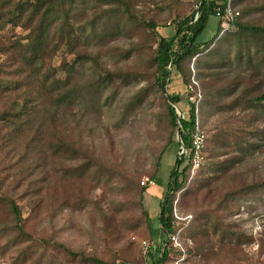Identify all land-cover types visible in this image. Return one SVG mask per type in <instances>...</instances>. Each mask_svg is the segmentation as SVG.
Listing matches in <instances>:
<instances>
[{
  "label": "rangeland",
  "instance_id": "rangeland-1",
  "mask_svg": "<svg viewBox=\"0 0 264 264\" xmlns=\"http://www.w3.org/2000/svg\"><path fill=\"white\" fill-rule=\"evenodd\" d=\"M200 2L67 4L68 15L60 14V21L63 31H73L75 53L67 47L53 51L51 43L37 69L27 67L18 54L27 32L8 21L9 7L0 9V24L8 21L0 29V125H6L0 126V182L15 195L24 219L19 233L0 203V264H154L143 241L153 252L165 246L171 250L165 264H264V110L249 109L250 100L264 94V38L232 23L219 37L214 16L200 36L218 35L208 40H213L210 51L202 49L183 62L190 98L183 77L170 76L171 92L183 95L176 107L184 117L190 104L196 106L197 125L209 139L205 160L175 193L176 231L170 238L158 221L160 201L182 149H167L171 139L178 140V129L170 122L154 74L159 35L146 24H156L161 36L170 37L179 20L195 15ZM230 4L240 12L237 21L264 27V0ZM55 41H61L56 34ZM19 42L18 49L4 52ZM77 53L87 62L77 61ZM45 75L68 80L77 90L67 116L59 114L67 121L62 129L72 148L67 157L56 151L53 141L58 137L42 132L47 124L42 118L52 107L42 103L50 99L48 86L42 87ZM14 80L22 82V91L4 93ZM18 103L24 106L21 113L28 112L9 124L3 121L4 112L18 115ZM37 109L42 110L39 118ZM221 134H227V148L212 142ZM246 147L255 154L239 152ZM213 151L219 154L215 159ZM82 167L88 171L77 170ZM243 183L263 185L219 208L222 194ZM208 218L210 223L202 226L206 232H196ZM216 223L230 224L239 241H222L220 231H214Z\"/></svg>",
  "mask_w": 264,
  "mask_h": 264
},
{
  "label": "trees",
  "instance_id": "trees-1",
  "mask_svg": "<svg viewBox=\"0 0 264 264\" xmlns=\"http://www.w3.org/2000/svg\"><path fill=\"white\" fill-rule=\"evenodd\" d=\"M76 2L77 0H19L17 2H15L14 0H0L1 10L3 6L10 8L11 20L8 21H10V23L14 25L21 24L24 31L27 32V35L25 37L26 43L21 44L19 42L17 44H14L12 48L11 46L7 47L4 52L9 51L10 49H13L15 51L21 44V48L18 53L19 56L23 57V62L27 67L35 69H37V63L43 61L44 54L48 50H50L51 43L55 45L53 51H57L61 47H67L72 52V49L75 46L74 41L76 40L74 39V34L72 30H69L67 32L63 31V27L61 26L60 21V14H63V16H67L68 11L64 7L67 4L72 5ZM228 4H230V0H201L199 4L198 19L195 20L193 14L191 16L179 20L176 24L175 34L170 37L161 36L159 34L160 28L156 24H146V26L151 28L152 31L159 35L157 39V47L152 57V64L155 67L154 74L155 78L157 79L156 83L158 85L159 90L165 95L167 107L170 113V122L174 128L178 129L181 137V141L173 140L174 138L171 139L169 141V144L167 145V149L173 145L181 147V145L183 144L184 148L188 152L187 155L182 156L177 154L175 165L171 171L169 182L167 183L164 189L165 192L160 202V213L158 215V221L162 230L165 231L166 236H168L169 238L176 231V228L174 227L173 223V203L175 193L185 188L191 176V153H193L191 146V137L192 132L194 131L197 123V110L194 104H190V110L188 115L185 116L183 119H179V115L176 112L174 106H178L184 100V98L181 94H173L171 92L170 83L172 81L174 73L177 76L183 77V84L187 91V94H185V96L186 98H190V84L183 68V62L187 58H192L200 54L202 52V49L210 51L213 40L208 42H200V36L204 32L210 17H216L217 8H223ZM16 12L18 14L15 16ZM8 21L5 20L4 22H2L0 24V29L3 28ZM232 26H235L237 29H239V31L249 32L251 34L259 35L264 38V27L242 24L237 20H234L232 22ZM55 34L61 40L58 43H56L55 41ZM2 50H0V52ZM77 61L83 63L87 62V60L84 59V56L78 53ZM67 69V71L69 72L72 71V68L68 67ZM171 75L172 78H170L168 81V78ZM41 81L42 87L47 88L48 86V90L50 92V99H48L47 97L43 99L42 103L44 105V108H46L49 103L52 105V107H48V110L51 111L49 112L50 115H45L42 118V120H44L43 123L47 121V124L44 130H42V132L46 135L49 133L50 135L58 137V142L53 141L55 143L56 151L57 153L63 154L65 155V157H67L68 153L72 151V148L68 143V137L65 136V133L62 130L66 127L67 121L65 119L60 118L61 116H59V114L63 112L64 114L62 113V115L64 117L67 116L66 110L71 109L72 104L75 103L77 100V90L71 88L68 80L66 81L60 78H53L52 76L45 75L43 77V80ZM9 83L10 86H5L4 93H6V91L10 89L17 91V93L19 91H22V82L14 80L10 81ZM250 101L251 106L249 109L259 108L260 110H264V94L260 97L252 98ZM21 105L19 103L15 105V108L18 112V115L16 114L15 117L8 112L2 113L1 117L3 118V121L8 122L9 124L13 120L19 118L21 114H24V112H28L27 110L21 113L22 109L24 108V106ZM35 114L38 118L41 117L42 110L37 109V112ZM31 119L32 118L30 117L29 120H27L26 124H29V121H31ZM0 126L4 128L6 125L2 124ZM49 127H54V132L48 131ZM221 135H218L217 138H212V142H214L213 144H220V149L227 148L229 144L228 139L225 137V135L227 136V134ZM239 149V152L243 154H247V152L249 151L247 147L246 149ZM165 153L166 152L161 154L157 161V170L160 168L161 161L163 160ZM248 153H250V155L255 154L254 151H249ZM217 155L219 154L216 153V151H213V159H215ZM78 158L82 159L81 155ZM86 165L88 164L85 163L84 166ZM182 166L183 168L181 169ZM78 169L88 171V168L85 169L82 167L77 168V170ZM263 184L243 183V185L238 189L236 188L234 190L232 189L227 192H224L221 196L223 201H221L219 208L224 206L223 203L227 204L230 201H234L235 199H237L238 196L246 195V193L254 191L255 189H257V187L262 186ZM146 190L147 188L144 187L143 191ZM31 195L35 197L37 194ZM0 203L6 206L10 215L11 223L13 224L14 228H16L19 233H23L22 225L24 219L21 207L17 202L15 195L12 194L9 189L6 190L2 182H0ZM210 221L211 219L208 218L203 224H201V226L199 225L197 228H195L196 232H198L199 229L200 231L202 230L203 232H206V228H203L202 226L210 223ZM213 228L215 232L220 231L222 241L225 239H230V241L237 240L238 242L240 239L239 232L237 233V231L231 229L230 224L221 225L219 223H216L215 225H213ZM166 242L167 240H165L164 246ZM170 251L171 250L165 246L164 250H158L155 252L150 251L149 256L154 260V264H165V262L170 257Z\"/></svg>",
  "mask_w": 264,
  "mask_h": 264
},
{
  "label": "built area",
  "instance_id": "built-area-1",
  "mask_svg": "<svg viewBox=\"0 0 264 264\" xmlns=\"http://www.w3.org/2000/svg\"><path fill=\"white\" fill-rule=\"evenodd\" d=\"M198 16H199V6L197 12L194 15V19L195 20L198 19ZM239 16H240V12L234 10L231 4H228L223 8L218 7L216 10V17L222 21L221 23L224 29H226L227 26L230 27V24L234 20H236ZM206 143H207V134L201 128H199L196 123V127L192 132V137H191V146L193 153H191L192 168H191L190 178L193 177L196 171H198L200 168L203 167L205 154H206ZM181 149H182L181 155H185L188 153L185 148H181ZM142 248L145 253H149L150 251H152L151 244H149L146 241L142 242ZM175 264H181V262L178 261Z\"/></svg>",
  "mask_w": 264,
  "mask_h": 264
},
{
  "label": "crops",
  "instance_id": "crops-1",
  "mask_svg": "<svg viewBox=\"0 0 264 264\" xmlns=\"http://www.w3.org/2000/svg\"><path fill=\"white\" fill-rule=\"evenodd\" d=\"M216 21H217V23H218V25H217V32H218V35H219V37L223 34L222 32V29H223V27H222V23H221V20L219 19V18H217L216 19ZM209 23V22H208ZM221 27H222V29H221ZM175 34V33H174ZM217 35V36H218ZM173 36V35H172ZM217 36H215V37H217ZM215 37H212V38H209V39H206V40H199L200 42H207L208 40H211V39H213V38H215ZM161 202V201H160Z\"/></svg>",
  "mask_w": 264,
  "mask_h": 264
},
{
  "label": "water",
  "instance_id": "water-1",
  "mask_svg": "<svg viewBox=\"0 0 264 264\" xmlns=\"http://www.w3.org/2000/svg\"><path fill=\"white\" fill-rule=\"evenodd\" d=\"M169 79H170V77L168 78V81H169ZM166 90H167V86H166ZM175 107V109H176V112L178 113V115H179V119H183L184 118V115H183V113L176 107V106H174ZM178 140L179 141H181V137H180V133H179V131H178ZM181 148H184V145L182 144L181 145ZM165 248V247H164ZM164 248H163V250H164Z\"/></svg>",
  "mask_w": 264,
  "mask_h": 264
}]
</instances>
